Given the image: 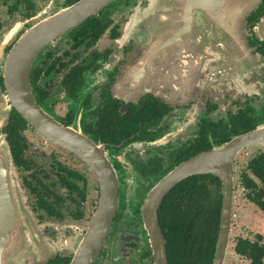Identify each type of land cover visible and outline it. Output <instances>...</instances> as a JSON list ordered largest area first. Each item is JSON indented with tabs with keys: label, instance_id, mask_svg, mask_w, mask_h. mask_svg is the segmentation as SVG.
Masks as SVG:
<instances>
[{
	"label": "flooded vegetation",
	"instance_id": "af4514ba",
	"mask_svg": "<svg viewBox=\"0 0 264 264\" xmlns=\"http://www.w3.org/2000/svg\"><path fill=\"white\" fill-rule=\"evenodd\" d=\"M77 1L0 0V99L9 108L0 132L35 214L31 228L52 248L36 264H70L93 222L100 174L105 181L107 172L86 157L111 169L118 198L92 264H157L144 213L150 192L192 156L253 132L259 136L234 161L225 264L229 258L235 259L230 264H264V0L243 12L228 0H167L163 10H154L153 0H114L48 42L31 63L32 92L44 111L80 136L79 153L47 137L12 105L5 74L19 39ZM216 177L223 209L224 182L215 173L182 180L196 183L195 202L173 192L182 181L167 195L189 216L198 215L201 182ZM241 213L245 232L233 237ZM216 251L217 245L212 264Z\"/></svg>",
	"mask_w": 264,
	"mask_h": 264
},
{
	"label": "water",
	"instance_id": "95a60500",
	"mask_svg": "<svg viewBox=\"0 0 264 264\" xmlns=\"http://www.w3.org/2000/svg\"><path fill=\"white\" fill-rule=\"evenodd\" d=\"M112 1L114 0H79L71 5L59 7L56 12L35 24L19 39L12 50L5 73L12 105L47 137L78 153L84 146L80 136L54 119L36 102L30 83V67L33 58L48 42L96 15ZM153 1L154 10L168 7L167 0ZM228 1L232 8H236L235 10L240 8L243 12L255 7L259 0ZM1 100L0 126L9 113L7 106L6 110L3 109L5 106ZM258 136L259 132L244 134L220 147L192 156L150 192L144 205V213L152 235L157 264H169L166 239L159 224V207L163 199L183 179L207 172L218 174L224 182L221 226L214 264H225L234 200V161L239 150L254 142ZM86 158L95 170L102 168L107 175L104 181L103 174H100L102 175L100 205L70 264H92L106 240L117 208V188L111 169L101 167L99 162ZM33 214L32 208L26 203L25 190L17 176L10 143L6 135L0 132V264H36L38 260H44L51 254L52 248L43 244L44 239L38 236L36 228H31L30 223H33L35 216ZM26 225L30 226L29 233L25 230Z\"/></svg>",
	"mask_w": 264,
	"mask_h": 264
},
{
	"label": "trees",
	"instance_id": "16d2710c",
	"mask_svg": "<svg viewBox=\"0 0 264 264\" xmlns=\"http://www.w3.org/2000/svg\"><path fill=\"white\" fill-rule=\"evenodd\" d=\"M221 185L218 177L213 181L202 180L200 194L202 207L198 215L193 213L189 216L185 209L181 208V204L180 206L172 204L175 197L170 194L165 197L160 207V217L166 226L171 264H182L181 256H187L191 264L197 263L198 260L201 264H212L221 225ZM173 192H183L187 194L186 201H196L194 181L180 182ZM206 255L207 260L204 259ZM63 264H67V261Z\"/></svg>",
	"mask_w": 264,
	"mask_h": 264
},
{
	"label": "rangeland",
	"instance_id": "374dc122",
	"mask_svg": "<svg viewBox=\"0 0 264 264\" xmlns=\"http://www.w3.org/2000/svg\"><path fill=\"white\" fill-rule=\"evenodd\" d=\"M240 199H241V196H238L237 197V201L240 202ZM240 205H241V203H239L237 206H240ZM235 222L236 223L233 225L234 226L233 237H235L236 234L244 233L245 232L246 222H245V216H244V214L241 213L240 216L238 217L237 221L235 220ZM231 262L232 263L235 262V259L229 258V264Z\"/></svg>",
	"mask_w": 264,
	"mask_h": 264
}]
</instances>
